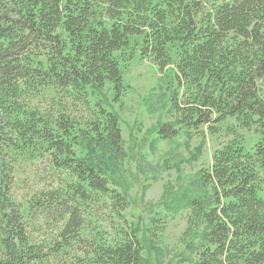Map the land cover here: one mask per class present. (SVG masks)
Wrapping results in <instances>:
<instances>
[{"label": "trees", "instance_id": "16d2710c", "mask_svg": "<svg viewBox=\"0 0 264 264\" xmlns=\"http://www.w3.org/2000/svg\"><path fill=\"white\" fill-rule=\"evenodd\" d=\"M131 46L172 88L177 119L161 137L229 118L264 135V0H0V264H143L113 187L120 118L103 98L122 95L117 53ZM22 169L33 184L21 188ZM166 193L168 213L191 210L195 264H264V138L235 137Z\"/></svg>", "mask_w": 264, "mask_h": 264}, {"label": "rangeland", "instance_id": "374dc122", "mask_svg": "<svg viewBox=\"0 0 264 264\" xmlns=\"http://www.w3.org/2000/svg\"><path fill=\"white\" fill-rule=\"evenodd\" d=\"M117 56L123 70L124 91L118 100L109 86L103 94L107 110L120 118L126 152L113 187L128 197L127 214L139 222L145 247L143 264H195L190 257L196 255L188 250V241L198 232L190 225L191 210L168 213L163 207L167 189L172 188L173 194L182 192L199 171L211 165L214 151L235 137L252 148L264 135L229 118L219 125L217 133H210L207 128L190 132L180 128L168 139L161 137L159 128L177 119L169 101L172 88L158 66L143 58L138 48L131 46ZM46 95L52 94L47 91ZM47 96L39 99L43 107L51 101ZM98 99L99 93L91 94L92 102ZM201 143L204 146L199 154L197 147ZM20 172L19 187L33 184L29 174L23 169ZM155 217L161 220L156 223ZM47 228L41 239L52 234L50 226Z\"/></svg>", "mask_w": 264, "mask_h": 264}]
</instances>
